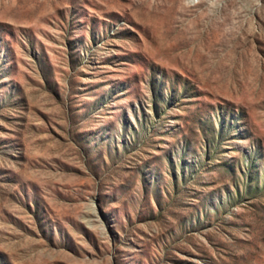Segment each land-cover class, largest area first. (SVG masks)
<instances>
[{"label": "rangeland", "instance_id": "374dc122", "mask_svg": "<svg viewBox=\"0 0 264 264\" xmlns=\"http://www.w3.org/2000/svg\"><path fill=\"white\" fill-rule=\"evenodd\" d=\"M0 264H264V0H0Z\"/></svg>", "mask_w": 264, "mask_h": 264}]
</instances>
